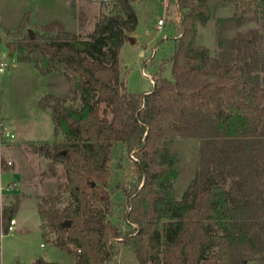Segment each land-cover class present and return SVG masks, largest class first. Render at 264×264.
Returning a JSON list of instances; mask_svg holds the SVG:
<instances>
[{
  "label": "trees",
  "instance_id": "obj_1",
  "mask_svg": "<svg viewBox=\"0 0 264 264\" xmlns=\"http://www.w3.org/2000/svg\"><path fill=\"white\" fill-rule=\"evenodd\" d=\"M130 1L98 20L88 37L52 20L15 41L19 61L34 63L42 75L61 71L69 83L68 93L49 92L38 102L51 107L55 135L64 134L47 151L52 163L42 171L56 176L57 162L65 169L55 194L38 195L43 237L73 255L64 264H117L118 241L139 264H245L258 252L264 259V85L250 55L257 34L238 33L234 60L197 43L198 24L218 8L232 5L235 15L217 18V32L243 22L238 13L264 11V0H180L185 12L172 77L161 72L141 93L129 91L122 76L120 50L139 22ZM27 22L28 13L14 33ZM69 98L81 104H66ZM180 136L201 139L198 171L182 197L175 187ZM120 142L137 178L121 185L124 219L135 225L129 231L107 217ZM10 166L0 159V173ZM64 191L69 198L61 206ZM19 204L17 197L3 209L0 231L9 232Z\"/></svg>",
  "mask_w": 264,
  "mask_h": 264
},
{
  "label": "rangeland",
  "instance_id": "obj_2",
  "mask_svg": "<svg viewBox=\"0 0 264 264\" xmlns=\"http://www.w3.org/2000/svg\"><path fill=\"white\" fill-rule=\"evenodd\" d=\"M164 1L166 0L130 1L139 16L138 25L133 33L136 40L134 42L130 39L126 40L120 50L122 76L126 80L129 91L141 93L151 90L154 86L153 78L161 72L167 77H172L171 56L178 45L181 25L179 20L175 22L174 18L176 17L175 0H168L167 11ZM78 2L81 24L79 33L84 37L90 35L98 20L104 16L116 15L124 6V0H79ZM228 7L234 10L232 5ZM232 12L231 10V14L235 15ZM241 14L238 13V16H242L243 22L236 27L225 26L221 31L218 29V32L217 26H215L216 32L214 30V23L202 27L199 42L201 45L210 47L211 54L234 60L237 53L238 33L253 29L255 33L252 36L257 34L251 48L252 54H250L254 56L252 63L256 65L253 73L264 85V11L262 7H253L244 16ZM162 17L167 22L159 27L158 20ZM213 20H217L216 15ZM37 30H39L38 26L32 25L24 28L20 33H15L12 36L14 48L17 39L34 34ZM142 44L145 45L142 46ZM11 49L10 47L6 53L8 66L5 71L0 72V120L6 128L17 131L13 146H6L8 150L5 147L3 154L14 156L17 159L20 174L18 178L22 184L17 190L5 189L2 192L3 195L13 192L19 195L20 204L13 213L18 220L16 229L7 233L0 231L3 232L2 235L0 234V264H33L40 258H44L47 261L46 264H63L71 259V254L43 237L36 195L55 194L58 191L59 182L65 180V169L61 162L56 163L58 171L56 176L42 173L44 170L48 171L52 163V158L47 151L53 153V143L64 139V134L60 130L59 134L55 135V122L50 112L37 116L36 104L48 90L47 80L43 78L40 71L35 69L34 64L21 63L17 53L11 55L9 53ZM55 83H58V80H55ZM66 85V79L64 82L60 81L55 90L61 92ZM68 92L69 89L65 91V93ZM66 104L79 106L81 100L69 98ZM4 139L10 138L5 136ZM47 141L51 143L50 146L45 144ZM200 145L199 137L180 136L175 140V148L179 156V175L175 180V187L179 197H182L197 174ZM121 163L123 166H120ZM112 167L115 174L109 187L114 208L113 212L107 214V217L124 231H129L135 225L124 219L123 213L128 205L121 185L130 186L137 178L131 170L130 160L126 157L125 146L122 142L114 148ZM0 179L6 185L7 182L13 180L12 172L3 169ZM68 198L69 193L64 191L59 205H64ZM3 201L6 204V199ZM1 202L0 195V216L6 207L4 204L1 206ZM11 202L14 203V199H11ZM117 246L118 253L115 256L117 264H139L130 246L121 241L117 242ZM246 263L264 264V259L258 252Z\"/></svg>",
  "mask_w": 264,
  "mask_h": 264
},
{
  "label": "crops",
  "instance_id": "obj_3",
  "mask_svg": "<svg viewBox=\"0 0 264 264\" xmlns=\"http://www.w3.org/2000/svg\"><path fill=\"white\" fill-rule=\"evenodd\" d=\"M79 0H0V65L2 62H6V66L3 70H0V72L5 71L6 67L8 66L7 62V51L11 47L12 49L9 51V53L12 55L13 53H17V50L14 48V44L12 42V36L15 34L14 31L17 30L23 21V18L25 14H29V22L25 25L24 28H28L32 25H37V24H45L48 23L52 20H61L65 28L70 31L78 32L80 31V12H79V7H78V2ZM135 2V1H134ZM133 2V3H134ZM132 4V3H131ZM133 6V4H132ZM134 8V6H133ZM175 8V7H174ZM231 10L233 11L232 13H235V9L233 10L232 8L226 6V7H220L216 10L215 15L217 18H227L230 16H233L234 14H231ZM136 11V10H135ZM209 23H214V30L216 26V20H209L206 25L203 24H198V31H197V43L200 44L199 42V33L200 29L202 27L207 26ZM23 28V29H24ZM134 31H130L132 37L134 34ZM216 32V30H215ZM129 33V34H130ZM136 39V37H135ZM21 63H31L32 65L34 63L32 62H21ZM15 64V63H14ZM35 69L38 70V68L34 65ZM39 71V70H38ZM41 74V73H40ZM42 75V74H41ZM43 78H45L48 82V90L46 93L53 92L55 94L61 95L65 93L69 89V83L68 80L65 76V74L61 71H52L47 75H42ZM67 80V85L65 86V89L63 91H58L55 90L57 85L60 83V81L64 82V80ZM55 80H58V83H55ZM41 98V97H40ZM40 98L37 101L36 107H37V116L44 113V112H50L51 116L53 118V112L51 107H46V108H41L38 105V102ZM54 121V119H53ZM0 159H5L7 161H12L11 166L7 169L10 172H12L13 180H10L7 182L6 185H4L1 182L0 179V195H1V206H3L4 201L6 199V204L4 206L9 207L13 204L11 202V199H14V202L19 195L13 193H8L6 195H3V191L5 189L7 190H17L22 183H20L19 180V170H18V164H17V159H15L14 156H9V155H4L3 150L4 148L7 147H12L15 138L17 135L16 130H11L10 128H6L4 123L0 120ZM4 130L5 132L8 131L10 134L9 135H1V131ZM16 131V132H14ZM13 134V136H11ZM10 138V139H4V137ZM33 140V139H29ZM6 149L8 150V148ZM3 170L0 173V178ZM42 175V174H40ZM44 176V175H43ZM15 182L16 186L14 188H9L8 184L11 182ZM38 195H36V200H37V209H38ZM20 198V197H19ZM39 212V211H38ZM40 214V213H39ZM14 217V215H13ZM41 217V216H40ZM16 219V223L14 225V231L17 227L18 220ZM42 222V218H41ZM42 230V229H41ZM3 232H0L2 235ZM42 245L45 246L44 242H42ZM72 256V257H71ZM70 256V260L68 262L64 263H72L74 261L73 255ZM44 259V258H43ZM45 260V259H44ZM46 261V260H45ZM47 261L45 262V264ZM63 263V264H64ZM247 264V263H246Z\"/></svg>",
  "mask_w": 264,
  "mask_h": 264
},
{
  "label": "built area",
  "instance_id": "obj_4",
  "mask_svg": "<svg viewBox=\"0 0 264 264\" xmlns=\"http://www.w3.org/2000/svg\"><path fill=\"white\" fill-rule=\"evenodd\" d=\"M187 1L194 2L195 0H187ZM164 5H165L166 11H167V6L169 5V1L168 0L164 1ZM175 6H176V10H175L176 17H174L175 22H177V19H178L180 22V25H181V20L183 18V14H184L185 10L181 9L180 0H175ZM166 22H167V20L164 17H162L158 20V26L162 27L166 24ZM180 35H181V31L179 32L178 37ZM5 66H6V62H2L0 65V70H3L5 68ZM4 134L9 135L10 133L8 131L5 132L4 130H2L1 135H4ZM11 136H13V134H11ZM8 163L12 164V161H8ZM15 186H16V183L14 181L8 184L9 188H14ZM15 223H16V219H15V217H12L10 220V224H9V231H12L14 229Z\"/></svg>",
  "mask_w": 264,
  "mask_h": 264
},
{
  "label": "water",
  "instance_id": "obj_5",
  "mask_svg": "<svg viewBox=\"0 0 264 264\" xmlns=\"http://www.w3.org/2000/svg\"><path fill=\"white\" fill-rule=\"evenodd\" d=\"M32 36H34V34H32ZM136 39H135V37H130V41H132V42H134ZM145 44H142V46H144ZM70 223V221H68L67 222V224H69Z\"/></svg>",
  "mask_w": 264,
  "mask_h": 264
}]
</instances>
